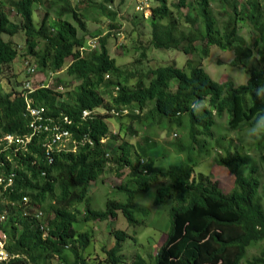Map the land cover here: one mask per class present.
<instances>
[{"label":"trees","instance_id":"obj_1","mask_svg":"<svg viewBox=\"0 0 264 264\" xmlns=\"http://www.w3.org/2000/svg\"><path fill=\"white\" fill-rule=\"evenodd\" d=\"M153 1L157 5L146 19L151 47L177 50L198 60L206 59L210 48L217 47L234 54L232 66L235 67L251 57L254 48L258 54L257 66L245 70L248 75L245 84L236 85L232 80L218 83L205 71L200 60L193 64L190 59L185 63L189 74L184 67L173 64L128 73L118 66L107 48L108 37L121 33L113 0H77L75 5L69 0H0V75L18 58L21 50L3 36L12 38L21 33L25 45L23 67L28 61L38 73L46 75L66 70L70 77L80 81L73 93H66L67 98L60 102L58 93L45 87L31 93L4 91L0 87V138L5 135L24 138L30 134L27 101L32 108L44 109L45 121L58 119L60 129L71 134L62 144L66 149L54 151L51 164L45 159L43 136L38 134L26 145L27 151L12 154L7 149L12 160L6 161L5 171H13L15 177L12 187L2 196L9 216L0 224V229L7 235L4 249L12 258L0 264H48L54 257L61 264H70L66 258L69 242H76L85 251L92 237L86 231L77 230L76 222L113 220L119 212L130 226L140 224L135 215L148 216L150 210L138 205L136 196L147 192L160 179L165 183L156 188L153 205H169L170 227L154 256V264H241L248 250L259 244H263L259 255L246 264H264V137L254 138L249 146L256 156L244 152L242 145L233 153L225 149L223 155L213 157L214 164L224 167L234 178L228 194L219 189L211 175L192 176L196 164L189 163L188 149L203 151L209 157L211 147L200 138L204 135L213 139L211 130L216 118L226 116L227 128L237 131L242 141V132L264 116V102L253 91L264 86V0H216L219 13L212 9L213 0H193V5L188 0H175L171 4L168 0ZM34 4L44 11L37 26L33 18ZM56 4L57 15L52 20L50 9ZM5 8L19 20L12 21ZM182 9L187 10L185 15ZM134 11L143 15L135 7ZM96 12L107 20L109 33L94 37L99 48L90 50L88 42L77 34L86 31L88 17L96 16ZM242 26L251 31V46L239 34ZM142 50L143 58L146 48ZM23 71L24 82L29 75L25 67ZM132 74L136 81L130 85L128 79ZM106 95L109 101H105ZM146 108L143 124L149 129L163 123L169 127L187 126V143H180L179 138L175 145L179 153H187L186 162L164 169L156 167L148 158L141 165L145 150L139 155L129 143L112 145L115 135L111 136L110 143L101 142L110 133L107 120L128 116L132 121H141V112ZM84 111L90 113L88 118L82 117ZM219 143L220 140H215L213 147H219ZM111 163L117 170L129 168L126 183L115 188V193H123L125 199L106 200L103 211L90 210L87 204L79 220L76 206L86 200L91 184L100 179ZM24 198L29 205L42 210L40 221L22 216L21 211L27 206ZM111 234L115 239L113 246L103 249L104 258L94 264L122 262L119 254L128 236L122 230ZM71 253L72 264H85L87 259L79 257L77 252ZM131 264L148 263L135 256Z\"/></svg>","mask_w":264,"mask_h":264},{"label":"rangeland","instance_id":"obj_2","mask_svg":"<svg viewBox=\"0 0 264 264\" xmlns=\"http://www.w3.org/2000/svg\"><path fill=\"white\" fill-rule=\"evenodd\" d=\"M49 1L52 2V0ZM76 1L77 0H69L71 5H75ZM94 1L100 2V0ZM113 1L112 6L116 11H118L116 24L118 25V28H121V33H119L116 37L111 35L108 37L107 48L109 55L115 59L118 66L123 67L126 71H128V73H133L135 70L146 71L156 68L157 66H166L171 64L176 65L178 68H185L187 59H190L193 64L200 60L201 65L214 81L223 83L228 80H232L236 85H241L245 84L248 78L245 70L257 66L258 54L254 48L252 50L251 57L243 60V64L237 67L232 66L234 54L232 52L221 51L217 47H211L210 55L206 59L202 60H198L196 56L188 58L185 54L177 50L155 49L149 45L150 26L146 19L151 17V9L157 5L156 2L150 0L149 10L141 15L139 13H135L134 11V0ZM173 1L175 0H168V3L171 4ZM238 1L242 2L243 0ZM188 2L193 5V0H188ZM56 5L57 6L50 9V19L52 20L55 19L57 15L56 10L58 8V4ZM211 6L215 13L220 12L219 3L216 0L211 2ZM33 8L34 23L37 26L43 17L44 11L40 9L38 4H34ZM5 11L8 13L12 21L19 20V17H17L13 12L6 8ZM186 12V9L181 10L183 15H185ZM97 13L99 15H97ZM90 15L91 16H89L86 21V31H78L77 34L78 37L84 38L88 43H90L91 40H94V37L107 36L109 33V28L107 26L108 22L103 17H100L99 12H96V16L95 14ZM135 15H138V18H136ZM64 18L71 21L69 16ZM219 20L221 19L219 18ZM196 28H199V23L196 24ZM239 34L245 38L246 44L251 46L250 43L252 35L250 29L247 26H242ZM3 39L11 40L17 48L21 50L18 58H16L14 62L11 63L0 75V87L3 88L4 91L12 89L21 91L25 76L23 71L24 67L22 66V61L24 60L22 57L25 52L23 34L19 33L12 38L3 36ZM196 45H200V42H197ZM95 46L99 48L98 40ZM142 47L146 48V55L143 58L141 57V52L143 51ZM189 70L190 69L185 68V71L188 74L190 73ZM135 75L132 74L129 76L128 82L130 85L135 83ZM42 83L45 84V88L58 93L57 101L60 102L67 98L66 93H73V90L80 84V81L76 78L70 77L66 70H62L53 75H46L42 72L40 74L37 73V76L32 79L33 88H36ZM172 85L173 82L170 84L171 88ZM104 99L105 101H109V97L107 95L104 96ZM134 109L137 110V107H134ZM146 112L147 108L141 112V121H132L128 116L122 118L115 117L107 120L106 124L108 125L110 133L108 134L107 139L103 138L102 140L110 143L112 140L111 136L115 135L116 143L113 142L112 145L118 146L124 142L129 143L136 149V152H138L139 155H142L141 152L145 150L146 157H141V159L145 161L148 160V158H151L156 167L166 169L170 166L186 162L187 153H179L175 149V145L179 138L181 139L180 143H187V126L169 127L167 124L163 123L161 126L155 125L149 129L143 124ZM56 121H58V119L48 118L46 120L47 125L53 124ZM171 130L172 132H170ZM211 131L213 139H207L204 135H201L200 138L204 141L206 140L208 142V146L211 147L209 157H206V153L203 151L199 152L197 149L188 148L191 152V161L189 163L196 164L194 168L195 173H193L192 176L195 177L199 173H203L205 175L209 174L218 184L219 189L224 194H228L233 187L234 178L224 167L215 165L213 157L219 153L223 155L225 149H228L231 153H233L235 149L242 147V145L244 146V152L249 153L251 156H256L255 151L249 149V146L252 145L254 138L250 139L246 135V132H242L244 137L242 141H239V134L237 131L232 132L227 128L226 116L216 118V125ZM215 140H220L221 143H219V147H213ZM189 143L190 141H188V145ZM116 168L117 167L111 163L101 175L100 179L91 184L90 193L86 197V200L76 206L79 211V220L84 216L87 204V207L90 210L103 211L105 209L106 200L112 199L116 201H123L125 199L123 193H115V188L123 183H126L129 168L124 167L119 170ZM164 183L165 180L160 179L156 184H152L147 192L136 196L135 202L138 205L149 209L150 214L148 216L136 214L135 217L138 221H140V224H137L134 227L130 226L119 212L113 220L109 219L108 221L103 222L94 221L86 223H81L80 221L76 222L74 227L77 230L82 232L86 231L90 233L92 237L90 238V244L85 251H83L76 242H69L67 245L68 250L66 252L68 262H70V264L73 263L72 261L74 260V257L71 253L72 251L77 252L79 257L87 259L85 264H94L98 259H103V249L111 248L115 241L113 235L111 234L112 231L122 230L128 237L123 242L122 252L119 254L122 261L120 264H131L135 256H140L148 264H154V256L166 239V235L170 227L169 205L156 207L153 205L156 188ZM262 185L264 186V179L262 180ZM3 235L7 237V235L0 229V241H2L1 236ZM262 248L263 244H259L256 247L249 249L241 264H246L247 261L259 255ZM48 264H61V262L59 258L54 257Z\"/></svg>","mask_w":264,"mask_h":264},{"label":"built area","instance_id":"obj_3","mask_svg":"<svg viewBox=\"0 0 264 264\" xmlns=\"http://www.w3.org/2000/svg\"><path fill=\"white\" fill-rule=\"evenodd\" d=\"M135 10L138 12L145 13L150 8V0H136V3L134 5ZM97 43V40H91L89 44L90 50H95L97 47L95 46ZM24 67L26 70V73L29 75V79L27 81H24L22 86V91H27L29 93L34 92L38 88L45 87V84H41L37 86L36 88H33L32 85V77L37 76V70L35 67L30 66L28 61L24 62ZM34 75V76H32ZM27 101L26 105V111L29 114V128H30V134L27 137L20 138L15 135H5L2 138H0V204L3 206V210L0 214V224H4L6 222V219L9 216V209L5 207L6 202L4 199H2V196L4 193H6V190L10 187H12L13 180L15 177V173L13 171H10L7 173L5 171V165L6 161L11 162L10 152L12 154H16L18 151H27L26 145L29 143L31 138L34 135H40L43 136L44 144L43 147L45 148V159L49 164L53 162V153L55 150L59 151L64 147L62 144L64 142H67L71 138V134L67 130L60 129L58 125V121L47 125V122L44 120L42 114L44 113L42 108H32ZM113 113V112H112ZM123 113H126L123 112ZM90 116V113L87 111H84L82 113L83 118H88ZM63 121L67 124H69V121L67 118H64ZM102 143H105L106 141H101ZM9 149V151L7 150ZM140 164H144V160L141 159ZM13 167L15 164L12 165ZM12 167V168H13ZM14 169V168H13ZM12 191V190H10ZM28 199L24 198V203L27 204L26 207H24L21 211V214L23 217H30L33 220L40 221L42 219V212L40 209L38 210L36 207L28 204ZM5 204V205H4ZM40 230L44 231L42 227H39ZM45 232V231H44ZM4 233V232H3ZM45 236V233L43 234ZM2 241H0V262H5L12 258L11 255H9L5 249L4 244L6 243V237L5 235L1 236ZM3 243V244H2Z\"/></svg>","mask_w":264,"mask_h":264},{"label":"clouds","instance_id":"obj_4","mask_svg":"<svg viewBox=\"0 0 264 264\" xmlns=\"http://www.w3.org/2000/svg\"><path fill=\"white\" fill-rule=\"evenodd\" d=\"M253 91L256 98L264 102V86L256 87ZM246 135L250 139L264 137V116H261L250 128L246 129Z\"/></svg>","mask_w":264,"mask_h":264},{"label":"bare ground","instance_id":"obj_5","mask_svg":"<svg viewBox=\"0 0 264 264\" xmlns=\"http://www.w3.org/2000/svg\"><path fill=\"white\" fill-rule=\"evenodd\" d=\"M40 74V73H39Z\"/></svg>","mask_w":264,"mask_h":264}]
</instances>
